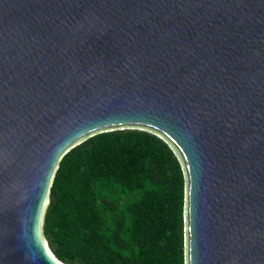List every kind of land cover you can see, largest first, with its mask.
<instances>
[{
	"label": "water",
	"instance_id": "obj_1",
	"mask_svg": "<svg viewBox=\"0 0 264 264\" xmlns=\"http://www.w3.org/2000/svg\"><path fill=\"white\" fill-rule=\"evenodd\" d=\"M126 128L181 160L186 264H264V0H0V264H65L60 160Z\"/></svg>",
	"mask_w": 264,
	"mask_h": 264
},
{
	"label": "trees",
	"instance_id": "obj_2",
	"mask_svg": "<svg viewBox=\"0 0 264 264\" xmlns=\"http://www.w3.org/2000/svg\"><path fill=\"white\" fill-rule=\"evenodd\" d=\"M186 178L147 129L101 132L60 160L43 225L65 264H186Z\"/></svg>",
	"mask_w": 264,
	"mask_h": 264
}]
</instances>
